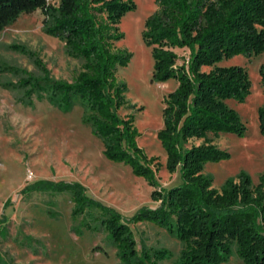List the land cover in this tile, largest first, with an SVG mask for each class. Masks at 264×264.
Segmentation results:
<instances>
[{
    "label": "trees",
    "instance_id": "trees-1",
    "mask_svg": "<svg viewBox=\"0 0 264 264\" xmlns=\"http://www.w3.org/2000/svg\"><path fill=\"white\" fill-rule=\"evenodd\" d=\"M156 3L142 37L154 59L152 79L177 81L175 89L164 95L163 124L157 135L166 152L165 167L180 175V183L161 186L160 157L139 145L135 113H120L123 107L135 108L126 98V83L117 76L132 57L117 42L125 35L122 17L136 8L134 0H0V32L21 14L39 9L44 31L62 40L69 55L84 60L73 80L65 81L53 78L43 61L28 51L44 74L34 76L21 69L27 77H21L17 86L26 88V98L45 95L61 108L80 103L83 120L103 141L104 155L130 165L155 187L152 195L159 204L141 207L130 219L73 188V214L107 230L121 264H161L171 255L166 247H138L130 222L146 220L180 239L176 264H223L234 252L245 264H264V172L254 183L248 172L241 171L221 188L214 187L213 177L204 173L207 162L230 157L214 137L221 132L243 136L247 131L227 100L243 102L251 92L248 70L217 62L264 51V0ZM11 46L27 52L21 45ZM178 49H188V55L182 56ZM0 69L21 71L4 63ZM260 75L264 85V63ZM258 114L264 135V104ZM86 224L91 227L89 221ZM0 264H5L1 257Z\"/></svg>",
    "mask_w": 264,
    "mask_h": 264
},
{
    "label": "rangeland",
    "instance_id": "rangeland-1",
    "mask_svg": "<svg viewBox=\"0 0 264 264\" xmlns=\"http://www.w3.org/2000/svg\"><path fill=\"white\" fill-rule=\"evenodd\" d=\"M136 8L127 12L120 27L124 37L117 46L132 57L118 69V80L127 85L129 106L122 115L135 113L141 132L139 145L149 155L160 157L157 175L162 187L181 182L180 175L165 167L166 152L157 131L163 124V98L175 89L171 77L164 82L152 79L154 59L144 42L145 20L156 8V0H134ZM21 45L23 52L11 45ZM34 52L55 79L72 81L83 59L68 54L64 42L43 29V13H23L0 32V63L42 76L43 69L28 53ZM188 55V49H178ZM264 51L248 56L223 58L222 66L242 65L248 70L251 92L243 102L228 99L247 126L245 135L221 132L214 142L230 152V157L205 164L204 173L221 188L228 178L248 172L254 183L264 172V135L258 109L264 104L260 67ZM209 66H204L208 70ZM21 71L0 69V257L5 264H121L117 249L104 227L83 215H74L73 188L130 219L143 206L156 207L155 189L130 165L104 155L102 139L83 120V107L61 108L45 95L26 98L25 87L17 86ZM32 101V102H30ZM199 142V141H197ZM100 210L99 207H96ZM90 222V226L86 222ZM138 247H166L171 255L161 264H176L182 242L166 228L146 220L130 222ZM223 264H245L234 252Z\"/></svg>",
    "mask_w": 264,
    "mask_h": 264
}]
</instances>
